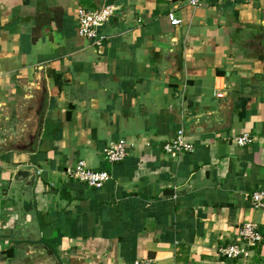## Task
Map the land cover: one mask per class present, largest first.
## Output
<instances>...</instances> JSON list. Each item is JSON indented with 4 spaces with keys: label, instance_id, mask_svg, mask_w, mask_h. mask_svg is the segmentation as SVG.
Masks as SVG:
<instances>
[{
    "label": "crops",
    "instance_id": "crops-1",
    "mask_svg": "<svg viewBox=\"0 0 264 264\" xmlns=\"http://www.w3.org/2000/svg\"><path fill=\"white\" fill-rule=\"evenodd\" d=\"M107 3L119 10L96 46L76 11ZM178 130L193 151L172 159ZM121 139L127 156L107 162ZM79 160L111 180L69 179ZM19 170L36 172L30 197L12 186ZM257 191L264 0H0V264H264ZM245 222L262 236L251 258L219 257Z\"/></svg>",
    "mask_w": 264,
    "mask_h": 264
},
{
    "label": "built area",
    "instance_id": "built-area-1",
    "mask_svg": "<svg viewBox=\"0 0 264 264\" xmlns=\"http://www.w3.org/2000/svg\"><path fill=\"white\" fill-rule=\"evenodd\" d=\"M204 0H187L189 6L193 8L201 7ZM216 3L235 2L237 0H208ZM119 10L114 4H105L97 10H87L79 7L76 11L77 16V35L86 39L96 46H101L108 36L102 32V29L111 20L114 14ZM168 20L174 27L179 26L181 21L173 13L168 14ZM222 98V94H217ZM233 142L240 147H245L252 142L249 134H243L233 139ZM128 145L121 139L103 149V157L109 163H119L125 159L128 154ZM163 152L172 159L177 158L185 152H192L193 146L185 141L184 130H178L175 138L171 139L163 146ZM65 175L72 180L86 184L91 188H101L105 183L111 180V176L102 171H93L88 168L83 160L77 161L74 165L65 170ZM253 209H264V191H257L250 195ZM262 242V236L259 233L258 226L254 222H245L238 232V242L218 249V255L222 259L247 260L251 258L252 251ZM133 264H153L152 260H137Z\"/></svg>",
    "mask_w": 264,
    "mask_h": 264
},
{
    "label": "water",
    "instance_id": "water-1",
    "mask_svg": "<svg viewBox=\"0 0 264 264\" xmlns=\"http://www.w3.org/2000/svg\"><path fill=\"white\" fill-rule=\"evenodd\" d=\"M179 1L180 0H172V2H174V3L179 2ZM175 55L177 57V65L179 66L180 65V57H181L180 41L176 45ZM35 179H36L35 170H19V171H16L13 175L12 186L14 188L19 187V186H23V189L21 191L24 192L25 194H28V196L30 197L32 194V189H33V186L35 183ZM19 198L20 197L18 196L15 199L19 200ZM44 250H46L45 247H44ZM49 255L54 260L53 264H59V262H57L55 260L54 255L52 253H50Z\"/></svg>",
    "mask_w": 264,
    "mask_h": 264
},
{
    "label": "rangeland",
    "instance_id": "rangeland-1",
    "mask_svg": "<svg viewBox=\"0 0 264 264\" xmlns=\"http://www.w3.org/2000/svg\"><path fill=\"white\" fill-rule=\"evenodd\" d=\"M183 2L185 1V0H182Z\"/></svg>",
    "mask_w": 264,
    "mask_h": 264
}]
</instances>
